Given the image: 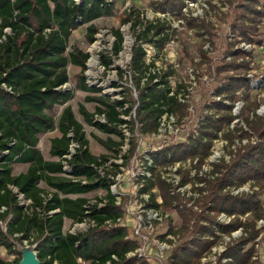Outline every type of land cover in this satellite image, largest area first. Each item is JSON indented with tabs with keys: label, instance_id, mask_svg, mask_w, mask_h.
<instances>
[{
	"label": "trees",
	"instance_id": "obj_1",
	"mask_svg": "<svg viewBox=\"0 0 264 264\" xmlns=\"http://www.w3.org/2000/svg\"><path fill=\"white\" fill-rule=\"evenodd\" d=\"M78 1L0 0V249L15 256L11 261L0 253V264H20L22 254L17 244L24 246V242L35 245L41 264H146L137 256L129 257L137 251L139 243L129 238L127 228L106 224L116 222L123 213L109 191L111 180L100 173V169L105 172L106 155L91 153L84 126L68 105L75 97V90L67 87L71 80L68 69L70 65L80 68L77 81L81 90L101 93L99 97L86 98V102L97 103L94 113L88 112L83 105L79 108L86 124L107 135L122 137L119 128L131 123L122 116H130L138 104L136 118L141 132L153 133L165 113L177 111L178 92L174 93L170 83L173 72L150 74L154 64L146 63V52L138 43H150L162 50L170 41L169 27L160 20L149 23L139 17L134 23V28H142L130 65L138 100L133 101L134 107L125 108L121 101H113L87 82L85 72L90 55L78 48L69 52L73 33L83 26H87L86 40L90 44L95 42L98 28L93 23L115 17L117 1ZM185 1L161 0L155 6L163 13L181 17ZM259 6L261 0H240L230 24L234 37L264 47V33L258 28L264 21V7L259 9ZM130 21L131 17H126L123 23ZM187 26L200 37L205 35L202 31L209 29L208 24L195 19L187 20ZM112 33L115 37L113 54L117 56L122 52L124 37L120 29H114ZM237 43L236 39L231 45ZM233 54L237 59L250 56L242 50ZM101 57L105 67L113 64L110 57ZM250 63L236 60L222 65L219 72L249 70ZM251 83L244 75L225 76L215 94L233 102L237 92L244 90L249 110L254 105L249 94ZM262 86L264 88V78ZM59 106L65 107L56 117ZM233 107L212 102L211 108L217 110V116L207 118L201 125L198 139L149 152L153 163L148 166L152 179L141 191L150 193L158 187L165 204L177 201L162 181L160 169L190 158L204 160L209 155L212 140L218 136L217 132L235 120ZM97 115H104L106 122L97 121ZM245 122L260 141L247 146L224 166L222 177L210 185V193L203 202L204 211H179L182 232L189 233L190 238L172 251L169 264H201L223 237H231L239 229L244 235L228 245L216 264H262L255 245L261 233L257 224L264 220V203L257 192L237 196L231 193L232 189L246 184L264 191V117L254 113L251 120L250 115L245 116ZM54 130H59L61 137L52 140L50 154L59 161H46L38 148L40 136ZM100 142L113 152L120 146L110 138ZM72 143H77L79 148L71 159H67ZM20 164H29L30 167L26 173L16 175L15 167ZM66 165L70 168L65 169ZM41 182L53 192L41 189ZM99 190L107 191V196L99 200L101 203L107 201L102 207L91 205L90 199L82 197ZM70 195L79 197L74 199ZM21 197L30 203L22 205ZM154 198L152 194L150 206L158 207ZM221 214L233 219L227 224L220 223L217 219ZM242 217L246 218L245 221ZM66 219L73 224L93 221L96 226L73 234L64 230Z\"/></svg>",
	"mask_w": 264,
	"mask_h": 264
},
{
	"label": "rangeland",
	"instance_id": "obj_2",
	"mask_svg": "<svg viewBox=\"0 0 264 264\" xmlns=\"http://www.w3.org/2000/svg\"><path fill=\"white\" fill-rule=\"evenodd\" d=\"M116 1L118 10L115 17L102 18L93 23L98 28L94 43L90 44L86 40L87 26L75 31L70 41L69 52L78 48L90 55L85 72L89 85L97 87L102 91V94H106L113 101H121L125 108L134 107L133 101L137 100L135 98L137 93L135 92L134 74L130 69V65L133 58V48L137 44V36L142 31L140 26L134 28V23L139 17L140 20L149 23H156L160 20L166 23L167 28L169 27L170 41L162 50L155 48L150 43L139 42L138 45H141L146 52V63L152 62L154 64L151 70H154L156 75L173 72L170 81H172L177 92L182 95V97H178V109L174 112L176 119L173 124L174 133H167L162 138L154 137L158 133L156 131L142 133L139 121L137 118L135 120V110H132L131 116L124 118L131 123L119 128L123 136L107 135L88 126L79 114L81 105L88 112L94 113L97 103L86 102V98L99 97L101 93L80 90L77 81V76L81 72L80 68L70 65L68 69L71 80L67 87L73 85L78 90L76 98L69 105L84 126L90 150L95 155H106L109 160L107 166L111 169L109 172L114 177L120 175L117 195L122 194L120 195L119 207L122 209L123 222L129 221L134 224L140 221L142 225L148 223L150 199L147 200L145 196L139 193L141 183L137 181V175L142 172L143 163L146 161L147 149L163 143H169V146L179 143H191L201 136V125L204 124L207 118L217 116V110L211 108L212 102L234 105L232 115L235 120L229 127L226 126L223 130L217 132L218 136L212 140L209 155L204 160L190 158L187 161L179 162L180 165L176 163L162 169V172H170L174 169L177 171V178L170 181L167 177H162V172L160 173L162 181L169 187L171 196L177 198V201L167 205L158 187L152 191V194L155 195L153 202L158 205V209L162 213L168 215V218L163 221H155L153 229L146 230L145 233L151 242L166 240L168 235L175 238V247L168 252L166 259L158 261L155 255L157 248L152 243L147 250H140L143 249L142 240L136 238L131 225L124 224V228L126 227L128 230L129 238L135 239L139 243V250L129 254V257L137 256L144 260L146 264H169L172 251L190 238L189 233L182 232L179 211L193 213L204 211L203 202L210 193V185L222 177L224 166L229 165L234 157L244 151L247 146L255 145L260 141L259 137L253 133L245 122V116L250 115V120L254 118V113L259 117H264V88L262 86L264 47L257 44H248L243 42L242 38L234 37L230 21L240 0L233 3L228 0H186L181 17L159 11L155 4L161 0ZM263 7L264 0H261L259 9ZM126 17H131V21L124 24L123 21ZM190 19L208 24L209 29L202 31L205 34L203 37L197 36L195 31L189 30L187 20ZM258 28L264 33V21L261 22ZM114 29H120L124 37L122 52L117 56L113 54L115 37L112 31ZM5 32L10 33L9 30ZM236 39L238 43L232 46L231 44ZM236 50L247 52L250 56H241L237 59L233 54ZM102 55L112 59L113 64L110 67L104 66ZM236 60L238 63L251 62L250 69L219 72L222 65ZM121 71H123V77H121ZM230 75H244L252 81V89L249 94L254 105L251 109L247 110L248 103L245 100L244 90L237 92L236 99L233 102L216 96L217 86L221 85L225 76ZM97 119L102 120V118ZM102 122L105 123V121ZM132 122L134 127H132ZM57 135L58 133L54 132L42 139L40 146L46 157L49 154L50 141ZM109 138L120 145L115 148L116 151L114 152L106 149L100 142H106ZM74 149L76 150V147ZM26 169L27 167H20L18 172L24 173ZM251 185L246 184L240 188L232 189L231 193L237 196L257 192L260 200L264 203V191ZM106 196V190H99L87 197L92 205H98L99 200L104 199ZM22 205L27 206L28 204L22 202ZM232 219L233 217L221 214L217 220L220 223L227 224ZM241 219L245 221L246 218L242 217ZM1 224L4 227V224ZM130 226L131 228H129ZM75 229L76 233L85 231L81 227ZM257 229L261 230V233L256 240L255 248L258 258L264 264V220L258 222ZM65 231H74V224L68 223ZM243 235L242 229H239L231 237H223L219 245L213 248L212 253L204 258L201 264H216L219 256L224 253L228 245ZM17 247L18 250H22L25 244L24 246L17 244ZM33 247L31 246V248ZM0 253L7 260L12 261L15 259V256L8 255L3 248L0 249Z\"/></svg>",
	"mask_w": 264,
	"mask_h": 264
},
{
	"label": "built area",
	"instance_id": "obj_3",
	"mask_svg": "<svg viewBox=\"0 0 264 264\" xmlns=\"http://www.w3.org/2000/svg\"><path fill=\"white\" fill-rule=\"evenodd\" d=\"M77 2H79L77 0ZM151 63V62H149ZM148 63V64H149ZM152 69V68H151ZM150 69V74L152 75H156L155 74V71L154 70H151ZM155 82H157V79L155 80ZM171 85H172V88L174 90V93L176 92L177 93V90L175 89V87L173 86L172 84V81H170ZM135 92L137 93V90H135ZM173 95V94H172ZM177 99H179L178 97H182V95H180L179 93L177 94ZM137 100H138V93H137V96L135 97ZM136 100V101H137ZM138 104L135 106V120H136V108H137ZM132 113V112H131ZM131 116V114H130ZM129 117V116H127ZM125 116H122V118H127ZM97 118H102V120H98ZM96 120L97 121H105L106 122V119L104 117V115H97L96 116ZM175 116H174V113H170V112H167L165 113L160 121H159V127L157 129L156 132H158L156 135H154V137H159V138H162L164 137L167 133H174L175 130L173 129V124L175 123ZM104 123V122H103ZM126 126V125H124ZM169 146V143L165 144H160L158 146H154V147H150L147 149L146 151V161H144L143 163V169H142V172H140L138 175H137V181L140 182V190H139V193H141L143 196H145L147 198V200L150 199V202L148 204V209L150 211L149 213V217H148V223L146 225H142V223L139 221L138 223H132V222H129V221H126L123 222V215L118 218L116 220V222H110L108 221L106 224L109 226V227H112V226H119V227H124L125 225L124 224H128V225H131L132 228H133V233L134 235L136 236V238L138 240H142L143 242V249H140L142 251H145L148 249L149 245L152 243L153 245L156 246L157 248V253H155V255L157 256V259L158 261H162L164 259H166V256L168 254L169 251H171L174 247H175V238L171 235H168L166 238V240H156L155 242H151L149 237L146 235L145 231L146 230H152L153 229V224L155 221H163L164 219L168 218V215H165L164 213L161 212L160 209H158L159 207H151L150 204L152 203V191L150 193H146V192H142L141 190L146 186V182L149 180V179H152V173L151 171H149V167L148 166H151L153 163H152V160L150 158V155H149V152H152V151H159V150H162L164 149L165 147ZM74 147H76V150L79 148V145L77 143H72L71 147H70V154L66 156L67 159H71L72 155L76 153V150L74 149ZM109 162V160L105 163V169L104 171L108 174H106L105 172H103L101 169H100V173L102 174V176H107L108 179L111 180V185H110V188H109V191L110 193L114 196L115 198V204L116 206H120V194L117 195V188L119 187V184H120V175H116V177H114V175L111 174V172H109V170H111L109 168V166H107V163ZM174 165V164H173ZM177 165H180V163H177ZM117 167V166H116ZM70 166L69 165H66L65 166V169H69ZM163 169V168H162ZM162 169H160V173L162 172ZM176 174H177V171L176 169H174V171H168V172H162V177H167L168 180H175L177 177H176ZM22 202L26 203V204H29L30 202H26L23 197H21ZM107 201L104 200L102 203L100 202L98 204L99 207H102L105 205ZM92 205V204H91ZM5 210V208L3 209V211ZM96 224L95 222H88V221H85L83 223H79V224H74V231L70 232V233H73V234H76V227H81L83 228L85 231H87L89 228L91 227H95ZM131 226L129 228H131ZM85 227V228H84ZM126 228V227H125ZM81 232H84V231H81ZM25 244V247H31L28 245L27 242H24ZM35 248V245L34 247ZM139 250V248L137 249ZM137 252V251H136ZM115 258V257H114Z\"/></svg>",
	"mask_w": 264,
	"mask_h": 264
},
{
	"label": "crops",
	"instance_id": "obj_4",
	"mask_svg": "<svg viewBox=\"0 0 264 264\" xmlns=\"http://www.w3.org/2000/svg\"><path fill=\"white\" fill-rule=\"evenodd\" d=\"M68 84H69V83H68ZM69 87H70V89L75 90V97H74V99H75V98H76V95H77V93H78V90H77L73 85H71V86H69ZM80 90H81V89H80ZM74 99H73V100H74ZM73 100H71V101L68 103V105H69ZM64 107H65V106H59V107H57V110H56V117H59V116H60V114L62 113ZM73 111H74V110H73ZM74 113H75V111H74ZM79 114H80V113H79ZM80 115H81V114H80ZM75 116H76V119L79 121V119H78L76 113H75ZM81 117L83 118L82 115H81ZM83 120H84V119H83ZM79 122H80V121H79ZM84 122H85V121H84ZM80 123H81V122H80ZM87 125H88V124H87ZM88 126H90V125H88ZM90 127H92V126H90ZM92 128H94V127H92ZM95 129H97V128H95ZM97 130H99V129H97ZM99 131H100V130H99ZM54 132H57L58 135L55 136V137H53V138L51 139V141H50V148H49V154H48V157H46V156L43 154L40 145H41L42 139H43L46 135H48V134H52V133H54ZM100 132H101V131H100ZM101 133H103V132H101ZM104 134H105V133H104ZM60 137H61V133L59 132V130H54V131H52V132H49V133H46V134L40 136V141H39L38 148L40 149V151H41V153L43 154V157H44V159H45L46 161H59V158H57V157H53V156L50 154V150H51V146H52V140L55 139V138H60ZM89 150H90V147H89ZM90 151H91V150H90ZM91 153H92V152H91ZM92 154H93V153H92ZM94 155H95V154H94ZM96 156H100V155H96ZM23 166H24V167H27V169H26V171H25L24 173H26L27 170H28L29 167H30L29 164H20V165H17V166L15 167V174H16V175H20V174H22L21 172H18V169H19L20 167H23ZM39 186H40L41 189L47 191L48 193L53 192V190H52L50 187H48V185H47L46 183H44V182H41ZM96 192H97V191H96ZM92 193H95V192H92ZM92 193L85 194V195H83L82 197H86V198H88L87 196L90 195V194H92ZM69 197L75 199V198L79 197V195H70ZM68 223H72V221L69 220V219H66V220H65L64 230L66 229V225H67Z\"/></svg>",
	"mask_w": 264,
	"mask_h": 264
},
{
	"label": "water",
	"instance_id": "obj_5",
	"mask_svg": "<svg viewBox=\"0 0 264 264\" xmlns=\"http://www.w3.org/2000/svg\"><path fill=\"white\" fill-rule=\"evenodd\" d=\"M20 252L22 254L20 264H41L34 248L24 247Z\"/></svg>",
	"mask_w": 264,
	"mask_h": 264
}]
</instances>
